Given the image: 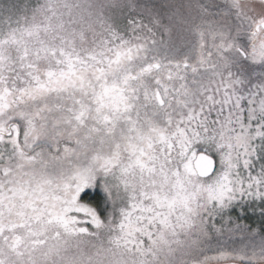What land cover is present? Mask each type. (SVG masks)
I'll list each match as a JSON object with an SVG mask.
<instances>
[{"label":"snow or ice","instance_id":"obj_1","mask_svg":"<svg viewBox=\"0 0 264 264\" xmlns=\"http://www.w3.org/2000/svg\"><path fill=\"white\" fill-rule=\"evenodd\" d=\"M0 264H264V0H0Z\"/></svg>","mask_w":264,"mask_h":264}]
</instances>
